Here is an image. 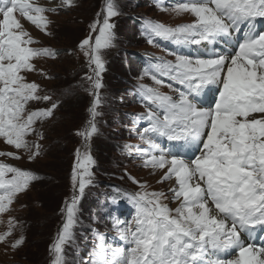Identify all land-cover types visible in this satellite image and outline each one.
Instances as JSON below:
<instances>
[{"label": "snow or ice", "instance_id": "6c2138e0", "mask_svg": "<svg viewBox=\"0 0 264 264\" xmlns=\"http://www.w3.org/2000/svg\"><path fill=\"white\" fill-rule=\"evenodd\" d=\"M75 4L76 0H55L52 6L38 0H0V138L28 152L30 160L40 155L42 146L27 138L34 134L44 138L35 126L53 115L58 102L29 110L31 102H49L52 97L42 95L41 85L29 81L26 73L39 72L47 78L33 61L55 58L57 52L32 47L39 41L21 18L51 35L48 14ZM172 11L190 13L194 20L176 27L146 21L144 34L149 44L159 37L177 45H213L199 55L169 52L174 61L153 58L156 62L145 69L155 85H162V78L179 85L173 88L168 84L176 96L139 85L146 111L138 119L147 122L138 127L137 134L147 145L139 158L145 167L163 173L158 182L175 181L169 192L178 204L172 208L164 203L168 198L164 192L124 194L136 209L135 228L121 227L117 221L113 226L126 247L111 249L100 244L91 264H264V246L253 242V230L257 226L264 229V28L258 30L256 23L264 18V0H179ZM103 12V19L98 14L90 34L78 45L93 73L86 78L92 81L94 101L88 109L87 127L78 132L85 147L76 152L75 192L62 210L65 222L50 246L51 264H66L64 246L73 239L77 204L92 184L95 161L88 141L98 132L95 120L100 114L99 89L105 70L102 50L113 46L110 20L119 15L115 0H106ZM242 28L246 29L243 37L231 52L217 51L219 39ZM92 33H97L94 38ZM213 89L217 98L211 106H202V95ZM164 140L177 143L167 146ZM185 147H194L199 154L189 157L180 151ZM0 156L20 159L17 152L0 151ZM34 179L30 171L0 161V215L11 210L16 197ZM132 179L141 189L147 188ZM110 199L118 203L119 190ZM18 223L14 217L8 219L0 243L13 234ZM24 240L21 235L11 247H20ZM230 253L235 254L233 258H222Z\"/></svg>", "mask_w": 264, "mask_h": 264}, {"label": "rangeland", "instance_id": "374dc122", "mask_svg": "<svg viewBox=\"0 0 264 264\" xmlns=\"http://www.w3.org/2000/svg\"><path fill=\"white\" fill-rule=\"evenodd\" d=\"M38 2L45 6L55 4V0H52V4L49 0ZM105 2L76 0L74 7L49 13L52 23L48 31L51 35H46L21 18L24 27L39 41L32 47L52 48L57 52L55 58H37L33 61L37 69H43L47 78L39 72L26 73L27 79L40 84L41 94L50 95L52 101L31 102L28 108H47L52 102H58V107L50 118L35 126L44 138L39 139L35 134L27 138L42 146L40 155L34 159L30 160L28 152L7 145L0 138V151L17 152L20 156V159L0 156V161L30 171L36 177L28 189L16 197L11 210L0 215L3 221L0 223V233L7 231L10 217L19 222L13 234L0 243V264L52 262L50 246L56 242L65 222L62 210L66 201L75 192L72 173L76 152L77 149L83 151L85 147L78 132L87 127L90 119L88 109L94 101L91 94L92 81L86 78L93 73L78 45L90 34V25L98 19V14L99 19H103ZM177 2L179 0H115L119 15L110 20L114 25L113 46L102 50L105 70L101 73L103 86L99 89L100 104L97 111L100 114L95 120L98 132L88 141L90 154L95 161L91 168L92 184L85 188L77 204L73 239L64 246L66 264H91L100 244L111 249L126 247L120 233L113 226L119 221L121 227L131 225L135 228L136 209L124 194L164 192L168 197L164 203L172 208L178 204L171 200L169 192L175 181L158 182L163 173L145 167L139 158L140 150L147 145L137 134L138 127L146 126L147 123L138 119L139 114L146 111L140 101L139 85L159 89L163 86L161 92H171L173 96L177 93L168 84L172 83L173 88L179 87L167 78H162V85H155L151 76L145 74L148 64L142 65L145 63L142 57L148 58V53H153L156 58H164L167 49L176 51L179 47L159 37L153 42L164 50L156 48L154 43L149 44L144 26L140 28L138 23L142 18L145 22L156 21L172 27L192 23L194 17L190 13L177 15L172 11ZM258 19L261 20L259 30L264 28V18ZM245 30L242 28L241 32H233L231 46L225 49L231 52L235 48L234 44L242 39ZM96 34L92 33L93 38ZM183 54H186V50ZM254 115L259 117L261 114ZM163 144L169 146L172 143ZM132 178L146 184L147 188L141 189ZM117 190L120 199L114 204L110 197L116 195ZM21 235L25 237L24 243L13 249L12 242Z\"/></svg>", "mask_w": 264, "mask_h": 264}, {"label": "bare ground", "instance_id": "6f19581e", "mask_svg": "<svg viewBox=\"0 0 264 264\" xmlns=\"http://www.w3.org/2000/svg\"><path fill=\"white\" fill-rule=\"evenodd\" d=\"M169 13H171V11H169ZM220 41H221V39L219 40V42ZM227 41L229 43H231V36L228 37ZM219 42H217L215 47H216L217 51H222L223 42L220 44V46L218 45ZM194 47H195V50L192 51L190 49L188 54L191 53L193 55H199L201 52H209V50L213 47V45H209L208 47H205V46H194ZM216 98H217V93L214 89L212 91L208 92L206 95H202V97H201V100L203 102L202 106H211L213 103V100H215ZM180 151L184 152V154H186L187 156H189L188 151H193L194 155L199 154L194 147H185L183 149H180ZM253 237H254L253 242H255L257 244V246H264V229H260V228L254 229L253 230Z\"/></svg>", "mask_w": 264, "mask_h": 264}]
</instances>
